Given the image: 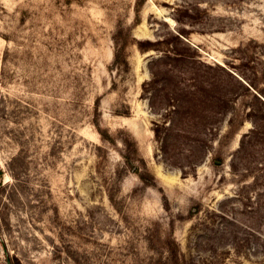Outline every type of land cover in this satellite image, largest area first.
I'll return each mask as SVG.
<instances>
[{
  "label": "rangeland",
  "instance_id": "1",
  "mask_svg": "<svg viewBox=\"0 0 264 264\" xmlns=\"http://www.w3.org/2000/svg\"><path fill=\"white\" fill-rule=\"evenodd\" d=\"M264 264V0H0V264Z\"/></svg>",
  "mask_w": 264,
  "mask_h": 264
},
{
  "label": "trees",
  "instance_id": "2",
  "mask_svg": "<svg viewBox=\"0 0 264 264\" xmlns=\"http://www.w3.org/2000/svg\"><path fill=\"white\" fill-rule=\"evenodd\" d=\"M18 264H21V263L18 262Z\"/></svg>",
  "mask_w": 264,
  "mask_h": 264
}]
</instances>
